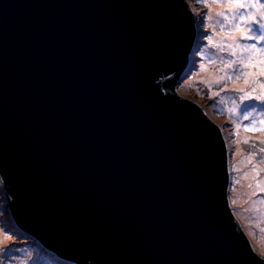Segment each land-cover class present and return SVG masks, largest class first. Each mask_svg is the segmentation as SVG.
I'll list each match as a JSON object with an SVG mask.
<instances>
[{
    "label": "water",
    "instance_id": "1",
    "mask_svg": "<svg viewBox=\"0 0 264 264\" xmlns=\"http://www.w3.org/2000/svg\"><path fill=\"white\" fill-rule=\"evenodd\" d=\"M204 38L186 0H0L20 230L72 264H264L227 204L220 129L172 89Z\"/></svg>",
    "mask_w": 264,
    "mask_h": 264
},
{
    "label": "rangeland",
    "instance_id": "2",
    "mask_svg": "<svg viewBox=\"0 0 264 264\" xmlns=\"http://www.w3.org/2000/svg\"><path fill=\"white\" fill-rule=\"evenodd\" d=\"M186 1L205 38L187 78L172 89L201 106L220 129L227 150V204L252 251L264 258V40L249 49L255 41L243 38L253 35L248 31L253 20L256 27L264 23V0ZM9 209L0 182V264H72L39 253L40 244L20 230ZM13 242L20 244L14 251Z\"/></svg>",
    "mask_w": 264,
    "mask_h": 264
},
{
    "label": "snow or ice",
    "instance_id": "3",
    "mask_svg": "<svg viewBox=\"0 0 264 264\" xmlns=\"http://www.w3.org/2000/svg\"><path fill=\"white\" fill-rule=\"evenodd\" d=\"M240 6L242 7L243 5H240ZM257 23H258L257 21L253 20L252 21L253 27H250L248 29V31L253 33V35L243 36L244 39L255 41V43L247 45L246 48L255 49L256 44H259L262 40H264V23H259V26L256 27L255 25H257ZM256 33H258L259 35H256Z\"/></svg>",
    "mask_w": 264,
    "mask_h": 264
},
{
    "label": "trees",
    "instance_id": "4",
    "mask_svg": "<svg viewBox=\"0 0 264 264\" xmlns=\"http://www.w3.org/2000/svg\"><path fill=\"white\" fill-rule=\"evenodd\" d=\"M187 65H188V64H187ZM180 75H181V73L177 76V78H178ZM14 235H15V234H14ZM13 238H16V235H15ZM13 241H15V239H14ZM34 241H36V242H38V243L40 244L39 241H37V240H34ZM38 243H37V244H38ZM11 245H12V247L14 248V249H13V251H14V250H15V246H19L20 244H19V243H16V244H15V243L13 242V243H11ZM37 250L39 251V253H40V252H43V251H48V250H47L42 244H40L39 247L37 246ZM48 253H50V254H48ZM48 253H47V257L50 258V257L52 256V257H53L52 259H56V258H54L53 254H52L51 252L48 251ZM51 254H52V255H51ZM50 259H51V258H50ZM57 260H59V259H57ZM60 261H61V260H60ZM56 262H57V261H55V262H53V263H55V264H62V263H63V262H60V263H56ZM30 264H34V263L32 262V263H30Z\"/></svg>",
    "mask_w": 264,
    "mask_h": 264
},
{
    "label": "bare ground",
    "instance_id": "5",
    "mask_svg": "<svg viewBox=\"0 0 264 264\" xmlns=\"http://www.w3.org/2000/svg\"><path fill=\"white\" fill-rule=\"evenodd\" d=\"M244 186H245V184H244ZM242 190L244 191L245 189H242ZM244 198H246V194H244V195L242 196V200H243Z\"/></svg>",
    "mask_w": 264,
    "mask_h": 264
}]
</instances>
